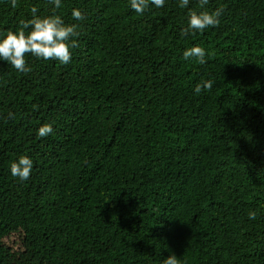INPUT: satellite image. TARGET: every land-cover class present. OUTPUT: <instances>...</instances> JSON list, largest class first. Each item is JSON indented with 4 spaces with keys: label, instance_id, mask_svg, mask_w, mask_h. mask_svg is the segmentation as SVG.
<instances>
[{
    "label": "trees",
    "instance_id": "16d2710c",
    "mask_svg": "<svg viewBox=\"0 0 264 264\" xmlns=\"http://www.w3.org/2000/svg\"><path fill=\"white\" fill-rule=\"evenodd\" d=\"M61 5L0 0V36L33 6L80 25L66 64L0 60V264L4 217L27 264H264V0H209L219 25L188 35L198 0ZM195 45L204 64L183 58ZM21 155L26 181L10 171Z\"/></svg>",
    "mask_w": 264,
    "mask_h": 264
},
{
    "label": "clouds",
    "instance_id": "9594fccd",
    "mask_svg": "<svg viewBox=\"0 0 264 264\" xmlns=\"http://www.w3.org/2000/svg\"><path fill=\"white\" fill-rule=\"evenodd\" d=\"M13 8L17 6V0H10ZM209 0H198L200 11L189 10L187 27L181 30L182 35H188L194 32H203L206 28L218 26L219 17L223 14V6L217 7L213 11L204 9ZM55 8H60L61 0H49ZM156 7H163L164 0H130V7L138 14H143L148 9L149 4ZM189 0H179V7L185 8ZM31 19L20 21V27L16 31H8L0 36V60L6 61L18 72L27 73L31 71L26 56L31 54L44 60H57L61 64H66L71 60V49L78 47L74 37L80 35L78 24H65L60 15L38 16V9L33 6L30 9ZM74 19L82 21L84 14L78 10H72ZM27 30V31H26ZM205 49L195 45L187 48L183 52V58L189 60L195 58L200 64L205 61ZM213 81L206 80L202 84H197L194 88L195 93L199 94L202 90H210ZM11 115V114H10ZM53 132L50 124H44L37 130V135L41 138L48 136ZM33 161L27 155H21L11 163L10 171L13 177L21 181H26L32 172ZM250 219H256V212L249 214ZM163 264H180V261L173 254L168 256Z\"/></svg>",
    "mask_w": 264,
    "mask_h": 264
},
{
    "label": "rangeland",
    "instance_id": "374dc122",
    "mask_svg": "<svg viewBox=\"0 0 264 264\" xmlns=\"http://www.w3.org/2000/svg\"><path fill=\"white\" fill-rule=\"evenodd\" d=\"M11 227L12 222L7 217H4L1 232L4 233L8 230L2 238L8 264H27V255L21 245V233L16 228L12 229Z\"/></svg>",
    "mask_w": 264,
    "mask_h": 264
}]
</instances>
